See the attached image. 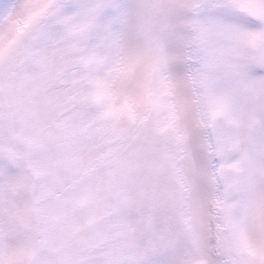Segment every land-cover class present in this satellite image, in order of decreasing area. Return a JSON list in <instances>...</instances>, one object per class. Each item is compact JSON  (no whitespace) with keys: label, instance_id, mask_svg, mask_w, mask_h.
I'll list each match as a JSON object with an SVG mask.
<instances>
[{"label":"snow or ice","instance_id":"obj_1","mask_svg":"<svg viewBox=\"0 0 264 264\" xmlns=\"http://www.w3.org/2000/svg\"><path fill=\"white\" fill-rule=\"evenodd\" d=\"M0 264H264V0H0Z\"/></svg>","mask_w":264,"mask_h":264}]
</instances>
